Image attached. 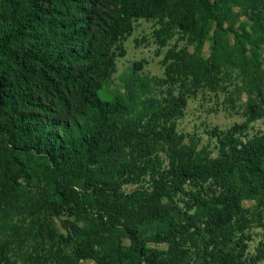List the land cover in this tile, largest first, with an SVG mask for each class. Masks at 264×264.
Wrapping results in <instances>:
<instances>
[{
	"label": "rangeland",
	"instance_id": "obj_1",
	"mask_svg": "<svg viewBox=\"0 0 264 264\" xmlns=\"http://www.w3.org/2000/svg\"><path fill=\"white\" fill-rule=\"evenodd\" d=\"M141 1L152 12L133 17L97 95L117 127L98 161L76 173L1 154L0 264H264V162H225L227 143L264 139V0ZM234 195L241 210L212 232Z\"/></svg>",
	"mask_w": 264,
	"mask_h": 264
},
{
	"label": "trees",
	"instance_id": "obj_2",
	"mask_svg": "<svg viewBox=\"0 0 264 264\" xmlns=\"http://www.w3.org/2000/svg\"><path fill=\"white\" fill-rule=\"evenodd\" d=\"M152 9L151 2L118 0L114 14L104 16L95 0H0V158L22 165L16 154L33 153L76 173L97 162L117 130L114 105L97 98L117 69L114 47L133 17ZM83 104L87 119L71 121L73 107ZM226 157L260 172L264 139L240 148L227 143ZM208 168L217 175L215 164ZM241 206L237 195L227 197L207 219L209 229L228 225Z\"/></svg>",
	"mask_w": 264,
	"mask_h": 264
}]
</instances>
